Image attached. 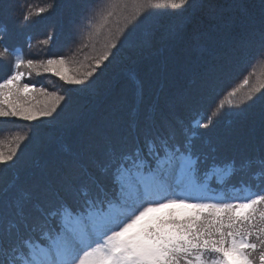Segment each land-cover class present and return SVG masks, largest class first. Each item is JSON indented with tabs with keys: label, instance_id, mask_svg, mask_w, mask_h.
Instances as JSON below:
<instances>
[{
	"label": "snow or ice",
	"instance_id": "snow-or-ice-1",
	"mask_svg": "<svg viewBox=\"0 0 264 264\" xmlns=\"http://www.w3.org/2000/svg\"><path fill=\"white\" fill-rule=\"evenodd\" d=\"M129 5L136 9L131 30H121L123 40L111 39L83 73L70 66L72 55L25 59L13 44L8 9L0 6V61H12L10 75L0 82V118H52L51 124L65 97L22 83L26 73L20 69L30 70L29 76L54 73L87 90L138 31L146 33L139 55L168 51L175 72H195L187 53L221 42L232 49L228 66L202 74L199 89L177 90L154 105L130 124L131 133L121 128L114 98L97 123L74 114L76 139L60 140L54 150L42 144V159L23 161L19 144L0 151V264H264V81L250 86V70L264 66V0H83L72 5L81 17L74 36L99 34ZM60 7L49 0L33 13L21 4L20 23ZM245 72L241 87H250L233 102L240 88H229ZM37 92L47 97L39 105L32 102ZM225 92L233 115L259 106L257 152L209 146V133L202 130L215 127L225 104L214 101ZM203 108L211 111L187 123L176 117L178 110ZM21 170L30 185L21 182Z\"/></svg>",
	"mask_w": 264,
	"mask_h": 264
},
{
	"label": "trees",
	"instance_id": "trees-1",
	"mask_svg": "<svg viewBox=\"0 0 264 264\" xmlns=\"http://www.w3.org/2000/svg\"><path fill=\"white\" fill-rule=\"evenodd\" d=\"M49 0H2L0 6L8 9L5 20L15 36L13 44L22 49L25 59L46 61L49 58L73 56L71 67L83 73L94 59L100 55L109 41L115 38L118 42L123 40L121 30L125 35L132 28L136 9L129 7L109 19L108 24L97 34L85 31L83 35L74 36V28L80 22V9L74 4L83 0H58L60 9L55 14L45 13L43 16H33V21L27 25L20 23L19 5L23 4L29 11L35 13L39 7L45 6ZM152 11V10H149ZM99 19L95 23H99ZM53 35L48 44L43 41ZM145 32L138 31L124 43V47L117 54V59L104 71L96 85L87 90L80 86L68 85L54 73L42 70L39 74L32 72L27 75L28 69H20L26 73L22 83H28L36 89L43 88L49 96L52 94L64 96L57 108L59 116L51 123L52 118H41L34 122L24 121L21 118H0V151L9 152L17 148V155L22 160L30 162L33 158H43L45 152L41 145H48L54 150L60 140L72 142L77 132L71 124L74 114L83 115L88 123H97L110 111L114 98L119 99V118L122 130L131 133L130 124L143 116L148 115L154 105L170 98L177 90H196L201 87V76L204 73L216 70L224 71L232 57L229 43L221 42L211 45H202L191 49L187 54L194 65L195 72L178 73L169 62L172 55L168 51L160 52L153 49L150 54L141 56L138 49L145 37ZM115 51V50H113ZM166 66V67H165ZM11 59L0 61V82L10 75ZM250 71L253 77L250 86L257 80L264 81V66ZM100 70H97L99 75ZM167 73V74H166ZM247 72L236 77L230 88L239 87L240 92L231 98L233 102L240 100L250 86L241 87ZM134 76V78H133ZM47 97L36 93L32 101L42 104ZM228 99L225 92L214 105L225 104L222 114L217 117L216 125L208 132L211 141L209 146L219 147L221 150L255 153L259 150L261 134V110L259 106L246 112L231 114L226 103ZM67 104V107H65ZM61 109H64L61 112ZM202 111H211V108L194 109L192 112L177 111L176 117L186 123L196 118ZM227 113V114H225ZM56 116V113L53 114ZM17 136H26L23 142L17 141ZM52 142V143H49ZM198 145L200 142L197 141ZM11 173H9V178ZM21 182L31 184L26 171L20 172Z\"/></svg>",
	"mask_w": 264,
	"mask_h": 264
}]
</instances>
